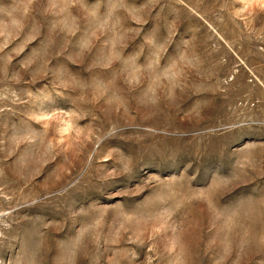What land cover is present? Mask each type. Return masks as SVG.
<instances>
[{
  "label": "rangeland",
  "instance_id": "1",
  "mask_svg": "<svg viewBox=\"0 0 264 264\" xmlns=\"http://www.w3.org/2000/svg\"><path fill=\"white\" fill-rule=\"evenodd\" d=\"M0 264H264V0H0Z\"/></svg>",
  "mask_w": 264,
  "mask_h": 264
}]
</instances>
